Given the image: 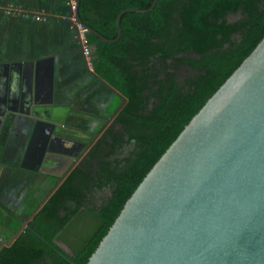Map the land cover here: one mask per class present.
Segmentation results:
<instances>
[{"label": "water", "instance_id": "1", "mask_svg": "<svg viewBox=\"0 0 264 264\" xmlns=\"http://www.w3.org/2000/svg\"><path fill=\"white\" fill-rule=\"evenodd\" d=\"M155 2L120 11L112 40L80 22L78 0L66 20L77 41L80 28L114 43L121 15ZM86 69L120 100L109 121L125 99ZM19 85L25 91L11 74L6 88ZM84 264H264V35L147 171Z\"/></svg>", "mask_w": 264, "mask_h": 264}, {"label": "trees", "instance_id": "2", "mask_svg": "<svg viewBox=\"0 0 264 264\" xmlns=\"http://www.w3.org/2000/svg\"><path fill=\"white\" fill-rule=\"evenodd\" d=\"M150 3L78 0L77 16L83 25L112 40L116 36L114 20L120 11L146 9ZM236 13L238 18L225 20ZM119 30L114 43H101L89 33L84 39L91 49L92 73L125 99L116 121L133 141V150L120 167L104 169L102 184L108 185L109 196L90 213L81 214L86 223L69 246L71 256L61 257L50 248L56 231L33 228L35 235L26 231L20 236L16 245L25 238L23 249L47 257L50 264L87 261L147 171L261 40L264 0H156L147 13L121 15ZM154 59L186 65L191 72L167 73ZM150 64L157 70L154 75ZM32 259L27 257L29 263Z\"/></svg>", "mask_w": 264, "mask_h": 264}, {"label": "flooded vegetation", "instance_id": "3", "mask_svg": "<svg viewBox=\"0 0 264 264\" xmlns=\"http://www.w3.org/2000/svg\"><path fill=\"white\" fill-rule=\"evenodd\" d=\"M153 62L162 70L165 67L167 73L191 72L186 65H175L170 60L163 63L154 59ZM83 64L86 69L84 60ZM149 66L154 75L157 71L155 65ZM11 74L22 78L25 91L20 85L10 90L6 88ZM53 78L51 59L39 63L0 64V168L4 166L10 173L38 177L29 187V194L33 199L34 193H42L26 215L20 214L28 199L26 196L25 201H22L23 197L20 204L15 203L16 211L4 205L7 195L0 201V264H50L47 257H38L36 252L27 253L23 249L25 238L22 244L16 245L20 236L26 231L33 233V228L44 229L47 233L56 231L50 248L61 257L71 256L69 246L73 245L72 242H63L64 247L57 242L81 214L90 213V209L99 207L108 198V185L102 184L103 177H106L104 169L120 167L133 150V141L128 139L122 125L116 121L118 113L108 121L120 101L106 115L102 114L101 107L94 113H87L68 106L58 109L62 111L60 118L50 119L48 110L51 109H36V104L51 102ZM70 117L82 118L84 122L75 125L68 121ZM17 119L23 123V129L18 128L21 123ZM12 139L18 146H11ZM16 153L19 162L12 164L11 155ZM2 157L8 160L5 165L1 163ZM47 194L48 198L29 219ZM28 256L33 257L31 263L27 261Z\"/></svg>", "mask_w": 264, "mask_h": 264}, {"label": "crops", "instance_id": "4", "mask_svg": "<svg viewBox=\"0 0 264 264\" xmlns=\"http://www.w3.org/2000/svg\"><path fill=\"white\" fill-rule=\"evenodd\" d=\"M6 7L20 8L23 13L27 14L33 11H43L47 19L43 23H37L21 15L5 16L1 10ZM68 12L64 0H0V64L6 66L20 63H39L51 58L52 66H55V60L59 56L68 55H72L71 59L76 60V63H83V56L78 47L79 43L77 40V44L74 43L76 39L74 32L66 20ZM71 71L67 81L61 83L62 89L55 90L53 78L50 103L44 101L35 105L36 109H51L48 110L50 119L60 118L62 111L58 109L70 106L71 96L67 90H64V86L69 85L71 81L79 84L86 78L83 74H89L85 67L81 69L79 65ZM17 121L21 123L18 128L23 129L21 120L17 119ZM12 129H14V124ZM11 146H18L15 139H12ZM11 156L12 164L19 162L17 153ZM7 161L5 157H2L1 163L3 165ZM13 174L16 173H10L4 166L0 168V194L1 189L7 186V178ZM25 200L26 197L22 201Z\"/></svg>", "mask_w": 264, "mask_h": 264}, {"label": "rangeland", "instance_id": "5", "mask_svg": "<svg viewBox=\"0 0 264 264\" xmlns=\"http://www.w3.org/2000/svg\"><path fill=\"white\" fill-rule=\"evenodd\" d=\"M84 34L85 33L83 32L80 34V36L81 35L84 36ZM81 41L85 43V39L82 38V36H81ZM74 43L77 44L76 39L74 40ZM90 50L91 49L89 48V52L87 54L89 68H91ZM71 56L69 55L65 57L59 56L55 60V66H53L55 90L62 89L61 83L67 81V78L69 77V74L70 72H72L71 70L74 67H77V65H79V68L81 67V69H83L84 67V65L82 66L83 63H76V60L71 59ZM59 59H62V60H59ZM83 75L86 78L84 81H80L79 84L71 81L69 85L64 86V90H67L71 96L70 106H72L75 109L82 110L83 112H87V113H94L95 111H97L98 107H101L103 115L110 114L114 110L117 103L120 101L118 97L111 94L109 90H107L97 80L92 79L93 77H91L89 74H83ZM68 121L72 122L75 125H81L82 122H84V119L70 117ZM1 177H4V176H1ZM7 179H8V182L6 184L7 186L1 189L0 201L1 200L3 201L4 195H7V198L5 199V202H4L5 204L4 203L3 204L6 207H11L10 210L16 211L15 203H19V202L21 203L22 201H20V199L26 196L28 199L26 202H24V205H23V208L20 214L21 215L28 214V212L31 211V209L36 205V202L42 196V193L36 192L33 194V199H32L30 197V194L29 193L27 194V192L30 190L29 187L32 186V182L36 181L38 177L36 178V176L32 174H29V175L21 174L20 175L16 173V174L11 175V177ZM85 223H86L85 217L80 215L78 219L76 220V223L74 225H71V227L66 231V234H63L61 236L60 241L57 242L58 245H60L61 247H64L63 242L68 244L69 241L70 243L72 242L71 244H73L77 240V237L81 233V229H83V226H85Z\"/></svg>", "mask_w": 264, "mask_h": 264}, {"label": "built area", "instance_id": "6", "mask_svg": "<svg viewBox=\"0 0 264 264\" xmlns=\"http://www.w3.org/2000/svg\"><path fill=\"white\" fill-rule=\"evenodd\" d=\"M64 1H65L66 6L68 7L69 12H72L74 9V0H64ZM1 11L5 16L21 15L22 17L29 18V19L33 20L34 22H37V23H43L47 19V16L45 15V13L43 11H37V12L33 11V12L27 14V13H23V10H21L20 8H15V7H6ZM81 33H83L82 30L80 28H78V34H79L78 43L82 49V55L85 59L86 66H87V68H89V63H88V58H87V54L89 52V47L83 41H81V36H82V38H84L83 35L80 36Z\"/></svg>", "mask_w": 264, "mask_h": 264}]
</instances>
